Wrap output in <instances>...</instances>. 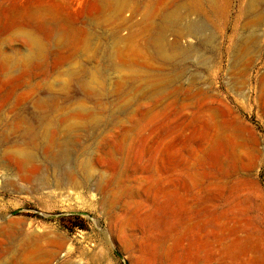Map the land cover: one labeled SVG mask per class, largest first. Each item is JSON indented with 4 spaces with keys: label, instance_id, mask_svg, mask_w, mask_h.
<instances>
[{
    "label": "rangeland",
    "instance_id": "rangeland-1",
    "mask_svg": "<svg viewBox=\"0 0 264 264\" xmlns=\"http://www.w3.org/2000/svg\"><path fill=\"white\" fill-rule=\"evenodd\" d=\"M126 263L264 264V0H0V264Z\"/></svg>",
    "mask_w": 264,
    "mask_h": 264
},
{
    "label": "bare ground",
    "instance_id": "bare-ground-1",
    "mask_svg": "<svg viewBox=\"0 0 264 264\" xmlns=\"http://www.w3.org/2000/svg\"><path fill=\"white\" fill-rule=\"evenodd\" d=\"M259 1H260V0H259ZM254 19H255V18H254ZM254 21H255V20H254ZM194 28H195V27L192 26V29H194ZM196 29H197V28H196ZM212 39H213V38H212ZM212 43H213V42H212ZM243 53H244V52H243ZM63 156L67 158L68 154H67V153H66V154H63ZM66 158H65V159H66ZM68 164H69V163H68ZM54 167H55V166H54Z\"/></svg>",
    "mask_w": 264,
    "mask_h": 264
},
{
    "label": "water",
    "instance_id": "water-1",
    "mask_svg": "<svg viewBox=\"0 0 264 264\" xmlns=\"http://www.w3.org/2000/svg\"><path fill=\"white\" fill-rule=\"evenodd\" d=\"M126 264H128V263H126Z\"/></svg>",
    "mask_w": 264,
    "mask_h": 264
}]
</instances>
